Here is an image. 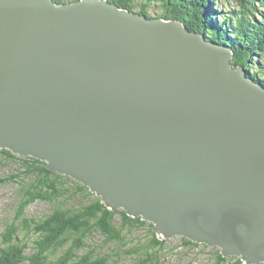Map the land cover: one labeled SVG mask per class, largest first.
I'll use <instances>...</instances> for the list:
<instances>
[{"label":"water","instance_id":"95a60500","mask_svg":"<svg viewBox=\"0 0 264 264\" xmlns=\"http://www.w3.org/2000/svg\"><path fill=\"white\" fill-rule=\"evenodd\" d=\"M232 57L107 0H0V150L160 240L264 264V87Z\"/></svg>","mask_w":264,"mask_h":264},{"label":"trees","instance_id":"16d2710c","mask_svg":"<svg viewBox=\"0 0 264 264\" xmlns=\"http://www.w3.org/2000/svg\"><path fill=\"white\" fill-rule=\"evenodd\" d=\"M107 1L147 17L178 20L190 32L229 47L232 67L242 66L249 78L264 87V0H159L163 12L157 14H150L147 8L158 0ZM214 7L225 12L221 14ZM0 161L17 164L14 172L0 176V187L12 184L18 189L13 215L0 234V264L169 263L165 257L171 252L165 248L167 240L156 237L152 224L130 218L122 210L106 209L86 187L47 170L44 162L7 150H0ZM37 202L52 204V211L40 219L27 217V208ZM95 234L105 243L117 245V250L97 252L90 243ZM178 239L180 246H199ZM213 264L243 263L239 258H224L217 250Z\"/></svg>","mask_w":264,"mask_h":264},{"label":"rangeland","instance_id":"374dc122","mask_svg":"<svg viewBox=\"0 0 264 264\" xmlns=\"http://www.w3.org/2000/svg\"><path fill=\"white\" fill-rule=\"evenodd\" d=\"M161 4L162 3L158 0L156 3L154 2L149 5L147 11L150 14L163 12ZM214 8L216 11L221 12V14L225 12L224 8ZM216 20L219 21L220 19L217 18ZM16 167V163L7 164L0 161V176H5L14 172ZM17 198L18 189L15 185L8 184L0 187V234L5 223H7L13 215ZM52 208V204L37 202L27 208L26 215L27 217L40 219L48 215L52 211ZM90 243L96 246L95 248L100 254L112 253L117 250V245H114L113 243H105L103 237L98 234L91 237ZM166 243L165 248H167V253L168 250H171V252L165 256L169 259L168 264H213L217 250H219L215 247L211 248L204 245H199L196 248L189 249L180 246L178 237L167 240Z\"/></svg>","mask_w":264,"mask_h":264},{"label":"bare ground","instance_id":"6f19581e","mask_svg":"<svg viewBox=\"0 0 264 264\" xmlns=\"http://www.w3.org/2000/svg\"><path fill=\"white\" fill-rule=\"evenodd\" d=\"M60 4V3H59ZM196 33V32H195ZM99 198V197H98ZM235 258H237V257H235ZM241 261V260H240Z\"/></svg>","mask_w":264,"mask_h":264}]
</instances>
